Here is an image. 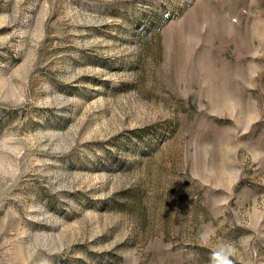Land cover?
<instances>
[{
  "label": "rangeland",
  "instance_id": "obj_1",
  "mask_svg": "<svg viewBox=\"0 0 264 264\" xmlns=\"http://www.w3.org/2000/svg\"><path fill=\"white\" fill-rule=\"evenodd\" d=\"M264 264V0H0V264Z\"/></svg>",
  "mask_w": 264,
  "mask_h": 264
},
{
  "label": "clouds",
  "instance_id": "obj_2",
  "mask_svg": "<svg viewBox=\"0 0 264 264\" xmlns=\"http://www.w3.org/2000/svg\"><path fill=\"white\" fill-rule=\"evenodd\" d=\"M223 264H231V262L229 260H224Z\"/></svg>",
  "mask_w": 264,
  "mask_h": 264
}]
</instances>
